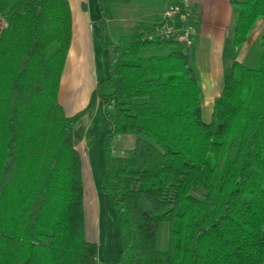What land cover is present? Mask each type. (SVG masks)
I'll use <instances>...</instances> for the list:
<instances>
[{"label": "trees", "instance_id": "trees-1", "mask_svg": "<svg viewBox=\"0 0 264 264\" xmlns=\"http://www.w3.org/2000/svg\"><path fill=\"white\" fill-rule=\"evenodd\" d=\"M96 1L107 75L66 115L58 89L68 0H0V264H264V31L244 61H232L205 121L191 45L177 39L186 28L197 38L184 1H163L178 12L137 15L112 36V7L134 0ZM230 5L236 54L264 19V0ZM96 101L110 123L98 189L120 232L112 261L86 239L73 142ZM123 134L133 146L114 156L111 141Z\"/></svg>", "mask_w": 264, "mask_h": 264}, {"label": "rangeland", "instance_id": "rangeland-1", "mask_svg": "<svg viewBox=\"0 0 264 264\" xmlns=\"http://www.w3.org/2000/svg\"><path fill=\"white\" fill-rule=\"evenodd\" d=\"M95 1L96 0H87L86 2L89 4L88 6H90L94 5ZM163 1L166 2L169 0H152L151 3L148 0H134L128 4L114 5L111 10V17L107 21L109 34L112 36L114 34L113 31L119 33L121 30L125 29L133 20H135L137 15L146 14L152 10H154V12H160L164 7L167 8L166 3L163 6ZM214 1L215 0H203L206 4L203 14L201 9L202 3L197 0H194L195 5H192L189 9V12L194 14V21H196V18L198 20L200 18L201 25L208 23L209 26L212 25V28L214 29V32L212 33L213 38L211 39V43L213 45L207 48V40L201 42V39L198 37L200 29L199 24L197 30L198 38H196L194 43H192L189 48L190 57L199 75L200 84L203 90L202 117L205 121L209 120L213 99L208 96V89H206V82L203 77V68L204 66H216L214 56L215 49L213 46L218 35V30L216 29L221 23V17H218L220 8L213 12V8L210 5H207L208 3L212 4ZM218 1L219 3L222 2V0ZM72 12H74L73 9ZM212 13L214 15L216 14V17L212 16ZM263 31L264 19H259L253 25L245 42L241 45L238 52L232 55L234 60L239 62L244 61L249 54L255 50L258 38ZM207 34L211 35V33ZM198 43H200V47L198 46ZM224 65V72L228 74L229 65L226 63H224ZM211 75L219 77L217 86L215 87V92H218L222 85H224L225 78L224 82H222L219 80L220 74L216 75L215 72H211ZM60 99L62 100V95ZM68 112L74 113L75 111L70 109ZM89 120L90 115L85 114L75 123L73 127L74 147L77 150L81 161L85 234L86 239L97 243L98 259L112 261L119 257L120 232L114 219L110 197L98 189V179L105 169L104 159L99 154L101 151L99 147H97L96 138H94V136L90 139V145L87 146L84 142H82V139H78L80 131H82L89 124ZM133 143L134 137L131 134L115 135L111 141L113 155L115 156L121 154L125 149L132 147Z\"/></svg>", "mask_w": 264, "mask_h": 264}, {"label": "crops", "instance_id": "crops-1", "mask_svg": "<svg viewBox=\"0 0 264 264\" xmlns=\"http://www.w3.org/2000/svg\"><path fill=\"white\" fill-rule=\"evenodd\" d=\"M86 1L87 0H68L71 11V41L58 89V101L66 115L73 114V112H68L70 109L76 112L77 109L80 110L85 106L94 85L99 80L105 78L108 71V51L102 47L95 26V20L99 15L97 1H95L94 5L90 6H88L89 4H87ZM183 1L188 8V12L190 7L195 5L194 0ZM197 1L202 3L201 9L203 14L206 4L203 0ZM207 5L213 8V12L220 8L218 17H221V23L216 29L218 30V35L213 46L215 49L214 56L216 66H204L203 68V77L206 82V89H208V96L214 99L219 94L223 85L218 92H215L219 77L212 76L211 72H215L216 75L220 74L219 80L224 82L225 78L226 82L230 71V65L234 60L232 56L234 54L232 53L230 40L227 35L233 20V9L230 5V0H222L221 3L215 0L212 4L208 3ZM72 9L74 12H72ZM215 15L212 13V16L216 17ZM199 24V39H201V42L207 40V48L211 47L213 45L211 43V39L213 38L212 33L214 32L212 25L209 26L208 23L201 25L200 18L198 20V25ZM207 33H211V35ZM198 46H201L200 43H198ZM224 63L229 65L228 74L224 72ZM61 95L62 100L60 99ZM87 114L90 115L89 124L80 131L78 139H82V142L87 146L90 145V139L94 136V138H96L97 147H99L101 151H99V154L103 158L101 137L103 132L110 129V123L104 118L101 103L99 101L94 103L92 109Z\"/></svg>", "mask_w": 264, "mask_h": 264}, {"label": "built area", "instance_id": "built-area-1", "mask_svg": "<svg viewBox=\"0 0 264 264\" xmlns=\"http://www.w3.org/2000/svg\"><path fill=\"white\" fill-rule=\"evenodd\" d=\"M178 10H179V8L176 5L169 6L164 10V16L170 17V16L174 15L176 12H178ZM170 30H172V29H170L168 27H164L161 29L160 33L169 32ZM189 34H190V30L186 28L184 30V32L177 37V39L179 41H184L187 45H191L192 41L189 38Z\"/></svg>", "mask_w": 264, "mask_h": 264}]
</instances>
